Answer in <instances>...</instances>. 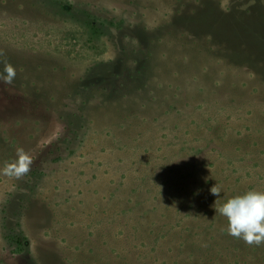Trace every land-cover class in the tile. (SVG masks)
Here are the masks:
<instances>
[{"label": "rangeland", "instance_id": "rangeland-1", "mask_svg": "<svg viewBox=\"0 0 264 264\" xmlns=\"http://www.w3.org/2000/svg\"><path fill=\"white\" fill-rule=\"evenodd\" d=\"M0 53V264H264V0H0Z\"/></svg>", "mask_w": 264, "mask_h": 264}, {"label": "clouds", "instance_id": "clouds-1", "mask_svg": "<svg viewBox=\"0 0 264 264\" xmlns=\"http://www.w3.org/2000/svg\"><path fill=\"white\" fill-rule=\"evenodd\" d=\"M3 65L0 81L11 85L16 77V69L6 60ZM32 163L31 155L22 147H18L16 158L0 168V175L19 180L30 172ZM210 192L220 198L221 186L215 184ZM216 212L227 219L226 230L233 238L242 239L249 246L264 245V191L249 190L230 197Z\"/></svg>", "mask_w": 264, "mask_h": 264}]
</instances>
